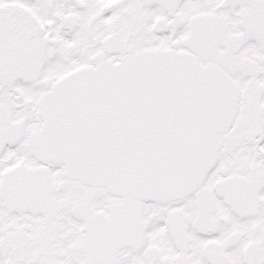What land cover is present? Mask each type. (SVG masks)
<instances>
[{
  "label": "snow or ice",
  "instance_id": "6c2138e0",
  "mask_svg": "<svg viewBox=\"0 0 264 264\" xmlns=\"http://www.w3.org/2000/svg\"><path fill=\"white\" fill-rule=\"evenodd\" d=\"M0 264H264V0H0Z\"/></svg>",
  "mask_w": 264,
  "mask_h": 264
}]
</instances>
